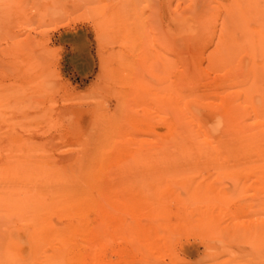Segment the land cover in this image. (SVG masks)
<instances>
[{
    "label": "rangeland",
    "instance_id": "1",
    "mask_svg": "<svg viewBox=\"0 0 264 264\" xmlns=\"http://www.w3.org/2000/svg\"><path fill=\"white\" fill-rule=\"evenodd\" d=\"M0 166L11 264H264V0H0Z\"/></svg>",
    "mask_w": 264,
    "mask_h": 264
},
{
    "label": "bare ground",
    "instance_id": "2",
    "mask_svg": "<svg viewBox=\"0 0 264 264\" xmlns=\"http://www.w3.org/2000/svg\"><path fill=\"white\" fill-rule=\"evenodd\" d=\"M1 167H4V166H0V170H1ZM0 174H2L1 171H0ZM0 180L1 181H3V180L4 181H7L8 179H7V177L4 174H2V175H0ZM27 206H28V201H26V200H24V199H22L20 197H14L11 192L7 191V188L2 187L1 196H0V207H5V208H11V207H13L14 209H17V210H23V209L27 208ZM260 225H262V224H260ZM260 227L261 226L257 227L256 229L259 230ZM263 228L264 227L261 228L262 231H263ZM262 231H260V232L261 233H264ZM255 232H257V231H255ZM258 234H259V232H258ZM32 236H33L32 233L29 234V239H32ZM263 238H264V236H263ZM12 259H14V257L12 255L7 254V253H3V254L0 253V260L4 264H11L12 261H13Z\"/></svg>",
    "mask_w": 264,
    "mask_h": 264
}]
</instances>
